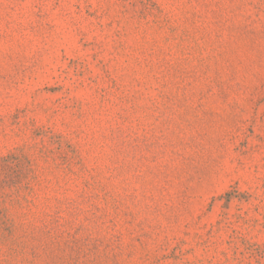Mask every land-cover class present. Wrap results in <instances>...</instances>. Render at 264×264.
Instances as JSON below:
<instances>
[{
	"label": "rangeland",
	"instance_id": "obj_1",
	"mask_svg": "<svg viewBox=\"0 0 264 264\" xmlns=\"http://www.w3.org/2000/svg\"><path fill=\"white\" fill-rule=\"evenodd\" d=\"M0 264H264V0H0Z\"/></svg>",
	"mask_w": 264,
	"mask_h": 264
}]
</instances>
